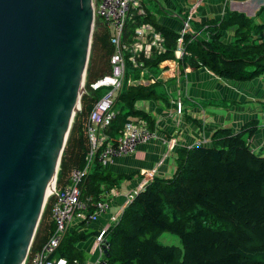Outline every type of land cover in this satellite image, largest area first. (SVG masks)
<instances>
[{
  "label": "trees",
  "instance_id": "trees-1",
  "mask_svg": "<svg viewBox=\"0 0 264 264\" xmlns=\"http://www.w3.org/2000/svg\"><path fill=\"white\" fill-rule=\"evenodd\" d=\"M146 15L132 13L126 36L144 22H151L165 38L166 52L145 61L152 73L160 71L165 60H176L181 69L187 66L207 68L222 78L252 80L264 73V21L243 12L228 10L221 19L195 23L197 34L183 37L182 55L179 31L160 23L144 2ZM264 15V3L257 16ZM256 16V17H257ZM98 21V22H97ZM234 31L231 40L225 34ZM114 45L110 29L97 19L94 25L85 91L76 112L63 152L58 185L69 182L74 168L84 167L90 140L87 132L90 112L104 89L92 90L91 83L111 72ZM131 62L126 65V81L116 98V117L110 125L113 137L120 135L131 116L147 120L155 130L156 120L138 109L140 100L168 101L162 92V80L152 84H129L138 77ZM156 75V74H155ZM252 120L240 131L220 127L214 130L211 144L180 147L177 169L171 178L154 176L147 186L129 201L119 220L107 232L111 264H264V156L257 154L249 139L258 128ZM136 173L116 174L97 160L81 184L83 198H89L94 211L104 195ZM52 199L46 202L38 229L25 264L40 251L54 232ZM85 223L67 231L56 256L86 260L78 244L97 235ZM169 232L180 236L181 248L162 244L159 236ZM182 257V259H181Z\"/></svg>",
  "mask_w": 264,
  "mask_h": 264
},
{
  "label": "water",
  "instance_id": "water-1",
  "mask_svg": "<svg viewBox=\"0 0 264 264\" xmlns=\"http://www.w3.org/2000/svg\"><path fill=\"white\" fill-rule=\"evenodd\" d=\"M94 25L93 0H0V264L26 263L81 107Z\"/></svg>",
  "mask_w": 264,
  "mask_h": 264
},
{
  "label": "crops",
  "instance_id": "crops-1",
  "mask_svg": "<svg viewBox=\"0 0 264 264\" xmlns=\"http://www.w3.org/2000/svg\"><path fill=\"white\" fill-rule=\"evenodd\" d=\"M144 1L160 23L177 31L182 28L189 9L195 5H198V11L191 19L192 23L222 18L228 10L257 18V12L264 3V0H159L161 4L158 5L156 0ZM168 89L169 92L173 89V92L180 93L182 98L179 100L182 99L185 112L180 115L174 112L169 95V102L140 100L136 103L138 109L155 118L156 137L139 145L134 152L108 163L107 167L116 174L136 175L104 195L109 208L90 224H85L90 230L100 231L110 227L112 216L124 210L131 193L144 189L154 176L171 178L175 174L180 147L211 144L217 128L227 127L238 132L251 120H258V128L249 142L257 154L264 156V118L257 117V89L262 87L257 88V77L247 81H230L207 68L187 66L183 78ZM77 224H72L71 228ZM95 236L78 244L86 260H95L102 254Z\"/></svg>",
  "mask_w": 264,
  "mask_h": 264
},
{
  "label": "built area",
  "instance_id": "built-area-1",
  "mask_svg": "<svg viewBox=\"0 0 264 264\" xmlns=\"http://www.w3.org/2000/svg\"><path fill=\"white\" fill-rule=\"evenodd\" d=\"M144 2V0H93L95 21L102 20L111 32V42L114 45V53L111 57L112 69L109 74L91 83L92 90L102 88L104 94L95 102L88 118L87 132L90 145L86 164L84 167L74 168L71 171L68 183L59 186L58 177L55 180L47 199V201L52 199L54 232L42 249L31 256L32 264H111L106 257V252L110 248L107 238L109 226L102 228L95 236L96 243L102 253L95 260L83 261L59 257L56 256V252L72 224H90L109 208L108 202L99 201L96 203L94 211L91 212L89 209L90 199L82 196L81 184L95 161L107 166L114 158L130 154L139 145L148 143L156 137L155 131L150 128L147 120L137 116L130 117L119 136L113 137L110 133V125L116 117L113 107L118 93L126 81L127 63L131 62L133 67L139 71L138 77L130 76L128 78L129 84H152L161 80V77L149 71L145 61L166 52L165 38L162 33L153 23L144 22L139 24L130 36H126V25L132 18V13L146 15ZM197 11L198 5L189 9L184 20L185 33L197 34L191 25V19ZM184 35L181 33L179 38L177 57L182 55ZM167 61L169 60L161 62L159 66ZM183 107L182 100L177 102L178 115L183 112ZM138 192L131 193L129 201L133 200ZM121 213L112 216L113 223L119 220ZM29 255L30 250L26 262Z\"/></svg>",
  "mask_w": 264,
  "mask_h": 264
},
{
  "label": "rangeland",
  "instance_id": "rangeland-1",
  "mask_svg": "<svg viewBox=\"0 0 264 264\" xmlns=\"http://www.w3.org/2000/svg\"><path fill=\"white\" fill-rule=\"evenodd\" d=\"M156 2L158 3V5L161 4L159 2V0H156ZM225 2H226V0H225ZM214 19H221V18H214ZM207 21H209V20H207ZM256 21H257L256 23L263 22L264 21V15H262L260 17L257 16ZM191 24L194 27L195 23H192V20H191ZM199 24H201V23H199ZM183 26H184V24H183ZM183 26L179 30L180 34L181 33H184L186 35H188L189 33L193 34L191 32L185 33ZM233 35H234V31L228 32L225 34L224 39L226 41L231 40ZM159 68H160V71L158 73H155V74L158 77H161L160 79L162 80V83L164 84V86H162V88H161V92L166 97L169 95V98L172 100V103H170V106L174 107L172 109H174V112L176 113L177 112V102L181 101L182 99L179 100V98H182V97H181L180 93L173 92L172 91L173 89L169 92L168 88L172 84H178V82L183 78L185 70L181 69L179 63L176 60H169L165 64L160 66ZM227 83L229 84L231 82H227ZM258 87H262V89H257V117H260L263 119L264 118V91H263V89H264V73L257 77V88ZM184 108L185 107H183V113L185 112ZM250 122H248L247 124H249ZM158 240L162 244L176 245V246L180 247L182 250L181 255L183 254V243H182V239L180 238V236L169 233V232H164L159 236ZM181 259H182V257H181Z\"/></svg>",
  "mask_w": 264,
  "mask_h": 264
},
{
  "label": "bare ground",
  "instance_id": "bare-ground-1",
  "mask_svg": "<svg viewBox=\"0 0 264 264\" xmlns=\"http://www.w3.org/2000/svg\"><path fill=\"white\" fill-rule=\"evenodd\" d=\"M55 179L56 178L52 179L51 186L49 187V192H48V195H47V199H48V196H49V194H50V192H51V190H52V188H53V186L55 184Z\"/></svg>",
  "mask_w": 264,
  "mask_h": 264
}]
</instances>
